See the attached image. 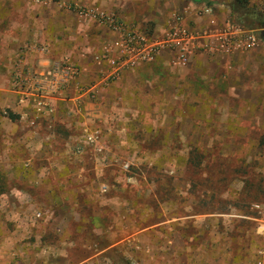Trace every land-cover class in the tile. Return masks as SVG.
<instances>
[{"label": "rangeland", "instance_id": "1", "mask_svg": "<svg viewBox=\"0 0 264 264\" xmlns=\"http://www.w3.org/2000/svg\"><path fill=\"white\" fill-rule=\"evenodd\" d=\"M21 1L50 5L59 13L69 5L95 6L78 0H45L46 4L0 0V56L11 22L19 25L21 11H26ZM108 13L118 15L117 10ZM71 14L74 19L70 25L80 35L86 27L94 26ZM51 53L45 44L26 41L6 71L7 103L0 100V264H172L173 256L167 257L161 248L164 227L160 223L166 219L181 222L177 232L184 238L182 243L190 247L181 250L172 242L166 244L168 252L171 247L179 251L181 264H189L184 256L194 255L199 245L196 257L228 251L237 264H264V193H256L259 197L251 200L242 192L247 177L244 171L264 176V43L247 56L252 66L241 75L245 87L238 107H233L234 102L208 103L205 111L202 102L181 103L182 118L136 110L131 117L123 112L121 118L109 120L107 127L92 108L85 112L86 104L94 106L105 89L93 96L82 93L97 81L99 72L83 82L80 65L68 53ZM78 53L88 56L84 49ZM95 55L91 59L94 65ZM1 60L0 83L5 73ZM64 64L75 67L77 74H72L64 87L49 93L45 105H38V95L45 91H38L37 81L48 68ZM9 94L23 106L22 114L11 110V104L7 106L12 103ZM71 100L75 101V112L83 113L72 133L53 120L43 124L45 115L53 113V101ZM196 104L198 109L192 110L191 116L189 107ZM172 112L175 110L166 114ZM52 130L58 132L54 136L45 133ZM41 141L73 145L72 154L77 158L72 159H79L81 166L71 168L72 172L79 169L80 176L75 174L72 179L63 167L49 163L54 150L42 149ZM54 152L61 156L58 150ZM188 161H201L203 172L198 176L199 169L192 171ZM219 163L238 171L225 182L219 199L226 200L233 193L231 200L238 205L223 212L196 207L194 193L199 199L200 193L212 191L203 180L211 177ZM168 181L171 192L158 193V188L166 189ZM191 185L197 186L195 191ZM149 226L153 230H142ZM131 232L136 234L128 235Z\"/></svg>", "mask_w": 264, "mask_h": 264}, {"label": "crops", "instance_id": "2", "mask_svg": "<svg viewBox=\"0 0 264 264\" xmlns=\"http://www.w3.org/2000/svg\"><path fill=\"white\" fill-rule=\"evenodd\" d=\"M232 1L78 0V3L95 5L92 7H97L105 12L117 10L119 17L125 24L135 26L142 31L150 32L154 36L159 37L164 33L168 20L174 14L182 15L185 26L199 32L221 28L229 18L239 22L236 14L231 11L230 5ZM21 2H23L20 4L21 7L28 11V13L23 10L21 11L22 21L19 25H17L16 21L11 22L9 27L10 35H6L3 41V52L0 56L3 59L1 60L3 70H5V73L1 75L3 82L0 83V100L4 101L3 104L7 103L5 88L8 85H5V82L8 77L7 73L11 65L10 62H12V57L18 47L26 41L47 45L49 53H68L80 65L83 82L90 81L91 76L95 77L98 73V67L92 63V55L101 52L115 38L116 34H114V31L111 32L107 25L98 23L95 20L78 17L84 23L94 25L92 28L86 27L80 35L79 31L70 25L72 24L70 20L74 19L71 14L74 12L71 9L75 5L66 6V10L59 13L53 12V9L49 8L50 5L41 7L27 2L24 3V1ZM46 3L47 1L43 0L41 4ZM250 6L261 10L262 1L250 0ZM84 34L87 35V38ZM263 43L264 40L257 47L244 51H236L229 55L197 53L189 59L186 65L182 66H173L170 62L171 57L169 52L162 51L155 61L139 63L133 68L122 72L115 82L105 87V90L98 95V102L94 106L90 103L86 104L85 112H89V109L92 108L93 112H96L94 113L95 116L107 127L109 120L115 119L116 116L121 118L124 115L123 112L129 114V117H131L136 110H154L159 113L158 116L160 117H172V119H176L182 116L181 103L202 102L204 105L202 109H205V111L207 107L209 108L208 103L234 102L233 107H238L239 104L236 103L241 101L242 98L240 99V97L243 94V87H245L241 75L252 66L250 60H247V56L258 49ZM77 48L84 49V52L88 56L80 55ZM34 60L36 61L35 57ZM9 63L10 65H8ZM8 97H10L12 103H9L7 106L11 104V110L22 114L23 106L16 104V97L14 95L11 96V94ZM148 103L155 104L149 105ZM170 104L172 105L170 106ZM52 106L53 113L45 115L43 120L45 122L43 124L48 123L49 120H53L55 124H64L67 130L72 133V128H76L79 125L81 122L80 115L83 114L75 112V101L71 100L66 103L53 101ZM216 107L213 109H216ZM170 109L175 110V112L167 115L166 111ZM197 109L198 104L189 107L190 115L192 116V110L195 111ZM224 109L226 112L230 111L229 107ZM229 116L232 115L226 117L229 118ZM56 130L45 133L54 136L58 132ZM33 141L29 142L28 145L33 144ZM67 142L70 141L67 140ZM67 142H63L61 146H56L51 141H41L40 145L45 150L59 151L58 153L61 156H58L57 152L53 151V155H50L49 159L52 161H49V163L52 162L54 165L63 167L64 173L69 177L72 176L73 179L75 174L79 177L80 173L79 169L77 171L74 170L76 173L72 172L71 167L80 168L81 163L79 159H72L77 157L75 154H72L73 145ZM66 166L69 168L68 171L64 168ZM99 197L101 198V195ZM94 216L99 220L96 214ZM176 223L177 221H172V219H166L160 223L164 227L162 234L164 239L161 248L164 250V255H167V257L173 256L172 264H181L183 258L180 257L179 251L174 250L172 247L173 251L168 252L166 250V244L171 242L174 243L175 247L177 246V249H190L189 246H185L182 243L184 238L177 232V228L181 222ZM97 228L101 230L100 225ZM153 228V226H149L142 230L150 231ZM167 230H173L174 233L169 235ZM137 232L138 236H141V233ZM134 234L136 233L131 232L128 235L132 236ZM117 243L116 241L111 246H115ZM224 245L223 250L226 251L228 245L226 242H224ZM196 249L195 253L200 249V245ZM195 253L194 255H189L188 253V256H184V262L189 264H237L236 258L233 259L228 251L222 252L220 255L205 252V254H198L199 256L197 257ZM195 257L196 259L193 261Z\"/></svg>", "mask_w": 264, "mask_h": 264}, {"label": "built area", "instance_id": "3", "mask_svg": "<svg viewBox=\"0 0 264 264\" xmlns=\"http://www.w3.org/2000/svg\"><path fill=\"white\" fill-rule=\"evenodd\" d=\"M35 2L42 3L43 0ZM262 4L264 11V0ZM71 10L81 19H92L107 25L116 34L112 45L105 46L94 57L99 77L82 91L91 96L115 82L125 70L139 63L155 61L162 51L169 52L173 66H182L197 53L229 55L257 47L261 42L259 30L247 29L231 18L221 28L199 32L186 27L182 15L174 14L168 20L164 33L156 37L125 24L117 14L97 7H74ZM22 61L19 60L20 65ZM72 74H77V69L67 64L45 70L36 83L38 91H45V94L38 95V105H45L49 93L64 87Z\"/></svg>", "mask_w": 264, "mask_h": 264}, {"label": "trees", "instance_id": "4", "mask_svg": "<svg viewBox=\"0 0 264 264\" xmlns=\"http://www.w3.org/2000/svg\"><path fill=\"white\" fill-rule=\"evenodd\" d=\"M196 1V0H193ZM231 6V11L236 14L244 23V27L247 29H264V11L263 9H257L250 6V0H233ZM262 38L264 40V35H262ZM194 153L193 151L191 154ZM187 164L189 165L190 169L192 171L197 170V175L199 176L203 172L201 169V161L193 162L188 161ZM241 171V170H240ZM211 177L207 175L205 179L203 180L205 184L211 189L212 191L210 193H200V198L198 199V196L194 193L196 201V207L199 208H209V211H227L230 206L238 205V203L233 202L231 199H233L231 196L233 193H229L230 196L227 197L225 200H220L219 198L222 193H220L221 190H223V186H225V182L229 179L230 176H234V171L232 167H229L227 164L219 163L214 167V170L211 171ZM243 173V172H242ZM243 175H247V177L244 179V184L242 187V192L245 191V197L250 198L251 200L257 199L259 195L256 193H264V176L260 173L258 174H248L247 171H244ZM212 178V179H211ZM257 179V181H256ZM256 181L255 183H253ZM169 185V186H168ZM168 185L165 188H158V193H170L172 186L171 182L168 181ZM196 185H191V190L195 191ZM169 188V189H168ZM228 194V193H227ZM232 194V195H231ZM239 194V193H234ZM222 199V198H221ZM222 201V202H221ZM211 205V207H210ZM242 206V205H241ZM243 207V206H242ZM223 210V211H222Z\"/></svg>", "mask_w": 264, "mask_h": 264}, {"label": "water", "instance_id": "5", "mask_svg": "<svg viewBox=\"0 0 264 264\" xmlns=\"http://www.w3.org/2000/svg\"><path fill=\"white\" fill-rule=\"evenodd\" d=\"M260 34H261V37H262V35H264V29L260 30Z\"/></svg>", "mask_w": 264, "mask_h": 264}]
</instances>
